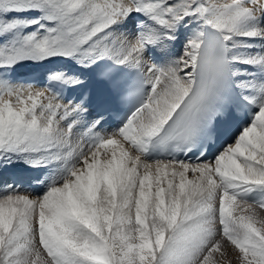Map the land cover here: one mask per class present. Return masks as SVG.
I'll return each mask as SVG.
<instances>
[{
    "label": "snow or ice",
    "instance_id": "obj_1",
    "mask_svg": "<svg viewBox=\"0 0 264 264\" xmlns=\"http://www.w3.org/2000/svg\"><path fill=\"white\" fill-rule=\"evenodd\" d=\"M9 171L0 264H264V0H0Z\"/></svg>",
    "mask_w": 264,
    "mask_h": 264
},
{
    "label": "rangeland",
    "instance_id": "obj_2",
    "mask_svg": "<svg viewBox=\"0 0 264 264\" xmlns=\"http://www.w3.org/2000/svg\"><path fill=\"white\" fill-rule=\"evenodd\" d=\"M11 172V171H10ZM9 172L7 173H0V185H2L4 183V181L6 180V176L8 175ZM21 175L26 176L27 178H30V176H32V173H27V172H20ZM258 211L261 212V215H264V210H259ZM219 255V254H217ZM233 264H235L234 260H233Z\"/></svg>",
    "mask_w": 264,
    "mask_h": 264
},
{
    "label": "bare ground",
    "instance_id": "obj_3",
    "mask_svg": "<svg viewBox=\"0 0 264 264\" xmlns=\"http://www.w3.org/2000/svg\"><path fill=\"white\" fill-rule=\"evenodd\" d=\"M10 173H14V171L9 172L8 175L6 176V180L9 181V182H10V179H9V176H10L9 174H10ZM14 174H15V173H14ZM33 187H37V186H36V185H33Z\"/></svg>",
    "mask_w": 264,
    "mask_h": 264
}]
</instances>
